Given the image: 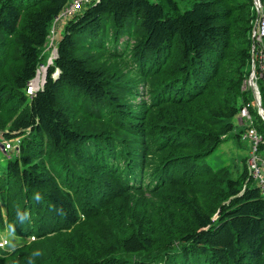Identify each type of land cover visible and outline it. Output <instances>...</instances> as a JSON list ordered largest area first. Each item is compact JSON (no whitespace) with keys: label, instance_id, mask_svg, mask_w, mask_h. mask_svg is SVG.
<instances>
[{"label":"trees","instance_id":"1","mask_svg":"<svg viewBox=\"0 0 264 264\" xmlns=\"http://www.w3.org/2000/svg\"><path fill=\"white\" fill-rule=\"evenodd\" d=\"M67 1L0 0V130L21 137L0 228L29 238L0 264H264L245 163L233 177L204 162L253 100L252 1L98 0L65 22L28 95Z\"/></svg>","mask_w":264,"mask_h":264},{"label":"built area","instance_id":"2","mask_svg":"<svg viewBox=\"0 0 264 264\" xmlns=\"http://www.w3.org/2000/svg\"><path fill=\"white\" fill-rule=\"evenodd\" d=\"M98 0H68L64 7L59 11V13L53 18L52 25L47 36L46 46L51 47V53L46 58L45 63H40L35 77L28 83L26 92L28 95H33L37 90H39L45 80L42 72L46 73L48 65L52 64V61L56 54V43L54 35L56 32V24L67 20L80 13L83 9ZM252 1V11H253V23L250 30V63L251 71L248 78V86L252 91L253 100L251 102H246L239 109L238 120L244 129L240 131L239 137L243 140H247L250 149L248 156L245 160L246 168V183L252 181V183L258 187L261 196L264 197V149H260V145L264 144V133L259 132L254 125V119L250 108L255 107L257 113L263 119L264 113L259 109V104H261V95L257 85V79H264V0H251ZM62 20V21H61ZM65 20V21H67ZM65 24V23H64ZM12 140L5 139L0 135V149L2 151L16 150L18 152L19 140L16 144ZM244 183V187H245ZM7 244L6 239L0 241V247L3 248Z\"/></svg>","mask_w":264,"mask_h":264},{"label":"rangeland","instance_id":"3","mask_svg":"<svg viewBox=\"0 0 264 264\" xmlns=\"http://www.w3.org/2000/svg\"><path fill=\"white\" fill-rule=\"evenodd\" d=\"M152 1H158V0H152ZM179 11L182 12L185 9H189L192 6L191 0L189 1H179ZM67 18L64 19V22H66ZM62 21V20H61ZM64 32V25L60 24L56 28V32L54 35L55 43L62 37ZM56 45V44H55ZM51 53V47H45V60L43 63L46 62V58ZM251 70V68H250ZM250 72V71H249ZM43 76H45V70L44 73L42 72ZM250 74V73H249ZM249 74L246 75L243 79V86L244 88H249L248 86V78ZM143 86L140 85V90H144L142 88ZM143 98H146V93ZM143 98H136L135 101L138 102ZM238 116H235L232 119V122L234 124V128L227 134L226 139L207 157L204 158V162L207 163L212 168H219V167H226L230 173L231 176L237 177L240 172L242 171V168L244 166L245 160L248 156L250 145L247 140L241 139L237 134L241 131V129H244V126L241 125L238 121ZM262 119V118H261ZM263 120V119H262ZM6 130V129H5ZM0 130V135L3 136V132ZM21 137L12 138L10 140L14 141L13 143L16 144L18 140H20ZM18 151V150H17ZM18 152L16 150H9V151H2L0 149V173L5 169L6 163L8 158L16 156ZM2 239L7 240V244L5 245L6 249H12L15 247V245L22 244L23 242H28L29 238H23V237H15L10 232H8L7 229L0 228V241Z\"/></svg>","mask_w":264,"mask_h":264},{"label":"crops","instance_id":"4","mask_svg":"<svg viewBox=\"0 0 264 264\" xmlns=\"http://www.w3.org/2000/svg\"><path fill=\"white\" fill-rule=\"evenodd\" d=\"M64 23H65L64 21H62V23H61V22L57 23V24H56V28H57V26L60 25V24H63V25H64ZM236 116H238V114H237ZM237 121L239 122L238 119H237ZM15 246H16V245H15Z\"/></svg>","mask_w":264,"mask_h":264},{"label":"water","instance_id":"5","mask_svg":"<svg viewBox=\"0 0 264 264\" xmlns=\"http://www.w3.org/2000/svg\"><path fill=\"white\" fill-rule=\"evenodd\" d=\"M259 109H261L262 110V112L264 113V108L262 107V105L261 104H259ZM263 120H264V115H263Z\"/></svg>","mask_w":264,"mask_h":264}]
</instances>
